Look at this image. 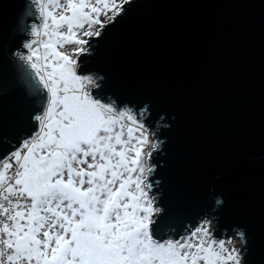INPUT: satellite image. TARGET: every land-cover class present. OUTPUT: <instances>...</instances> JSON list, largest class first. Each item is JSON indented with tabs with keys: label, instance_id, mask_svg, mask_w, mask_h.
<instances>
[{
	"label": "snow or ice",
	"instance_id": "6c2138e0",
	"mask_svg": "<svg viewBox=\"0 0 264 264\" xmlns=\"http://www.w3.org/2000/svg\"><path fill=\"white\" fill-rule=\"evenodd\" d=\"M134 7L20 0L0 29V98L16 93L0 106V264H264V240L225 222L220 196L177 215L156 179L155 102L94 66Z\"/></svg>",
	"mask_w": 264,
	"mask_h": 264
},
{
	"label": "water",
	"instance_id": "95a60500",
	"mask_svg": "<svg viewBox=\"0 0 264 264\" xmlns=\"http://www.w3.org/2000/svg\"><path fill=\"white\" fill-rule=\"evenodd\" d=\"M19 4L0 0V29ZM94 66L155 102L164 142L156 179L177 215L194 217L214 193L225 222L264 240V0H136ZM12 72L0 67V83Z\"/></svg>",
	"mask_w": 264,
	"mask_h": 264
},
{
	"label": "rangeland",
	"instance_id": "374dc122",
	"mask_svg": "<svg viewBox=\"0 0 264 264\" xmlns=\"http://www.w3.org/2000/svg\"><path fill=\"white\" fill-rule=\"evenodd\" d=\"M234 243L236 244V246L239 245V242L238 241H235V238H234Z\"/></svg>",
	"mask_w": 264,
	"mask_h": 264
}]
</instances>
